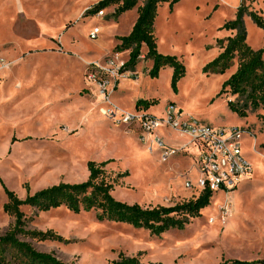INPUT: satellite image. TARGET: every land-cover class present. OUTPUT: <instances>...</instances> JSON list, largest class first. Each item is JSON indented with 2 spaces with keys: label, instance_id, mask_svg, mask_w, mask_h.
<instances>
[{
  "label": "rangeland",
  "instance_id": "obj_1",
  "mask_svg": "<svg viewBox=\"0 0 264 264\" xmlns=\"http://www.w3.org/2000/svg\"><path fill=\"white\" fill-rule=\"evenodd\" d=\"M99 0H0V234L14 225L3 210L4 187L22 199L27 194L60 182H82L89 176L88 162L107 161L105 170L115 198L144 207L173 206L198 197L185 188L193 182L194 160L184 155L161 160L139 139L132 126L108 119L104 97L87 80V64L116 57L126 61L129 50L116 52L117 36L127 35L137 7L114 18L115 6L103 14H87ZM264 16V0H181L163 3L155 21L157 49L181 61L186 73L172 88L173 68L148 75L152 60L141 56L134 71L119 80L111 102L123 111L136 112L135 98L156 99L149 112L161 116L169 101L186 114L213 126L248 129L241 139L243 154L252 166L251 178L230 194L213 195L183 229L160 235L130 224L100 221L95 210L74 213L65 207L33 212L24 207L27 229L52 230L64 241L38 242L71 264H111L120 253L137 256L142 264H219L222 260L264 259V106L249 108L246 117L218 95L237 63L224 73L205 67L221 52L219 40L230 31L221 26L235 19L240 7ZM246 41L264 45V29L243 15ZM96 38H91L94 28ZM241 103V102H240ZM170 145L183 138L160 130ZM195 155L196 150L190 149ZM229 206L223 218L221 208ZM213 218V222L210 219Z\"/></svg>",
  "mask_w": 264,
  "mask_h": 264
},
{
  "label": "trees",
  "instance_id": "obj_2",
  "mask_svg": "<svg viewBox=\"0 0 264 264\" xmlns=\"http://www.w3.org/2000/svg\"><path fill=\"white\" fill-rule=\"evenodd\" d=\"M181 0H99L87 14H96L107 7L115 6L114 18L137 7L135 22L127 35L117 36L119 43L116 52L129 50V58L122 70L134 71L141 56L143 46L146 57L152 60L148 71L151 77H157L160 70L169 65L173 68L172 88L177 92V84L184 77V64L176 56L165 55L157 49L155 21L158 7L169 3L171 7ZM247 13L255 24L264 29V16L240 7L235 19L226 21L221 28L230 34L219 40L221 52L205 67L208 73H224L236 61V70L225 80L218 95L225 92L237 96L229 101L230 107L240 116L246 117L249 108L254 110L264 106V45L253 48L246 41L247 31L243 15ZM241 102V103H240ZM158 104L156 99L141 98L136 102V109L148 110ZM107 161L88 162L89 176L82 182H60L40 189L33 194L20 198L15 191L4 187L6 201L3 210L14 218V225L4 234H0V264H71L58 258L53 252L36 249L28 239L38 242L64 241L65 238L52 230L27 229V222L32 220L24 207L33 212H47L65 207L80 213L95 210L100 221H114L130 224L135 228H144L152 234L160 235L170 229H183L193 218L201 215V210L209 206L212 192L201 191L198 197L177 203L173 206L157 205L144 207L139 203L118 200L112 194L113 184L105 170ZM111 264H142L137 256L123 253ZM162 264V263H150ZM219 264H264V259L222 260Z\"/></svg>",
  "mask_w": 264,
  "mask_h": 264
},
{
  "label": "built area",
  "instance_id": "obj_3",
  "mask_svg": "<svg viewBox=\"0 0 264 264\" xmlns=\"http://www.w3.org/2000/svg\"><path fill=\"white\" fill-rule=\"evenodd\" d=\"M98 13L103 14V10ZM98 33L99 28L95 27L91 38H96ZM124 63L125 61L116 56L87 64V80L96 84L99 94L104 97L105 107L101 111L115 124L132 126L150 152L155 144L161 151L163 162L195 149L196 154H191L194 160L191 169H197L199 175L194 182L190 176L187 177L185 188L198 195L205 189L210 190L213 195L230 194L251 176L252 166L243 154L240 144L244 135L249 133L248 129L206 124L198 118L184 114L172 101L165 104V112L161 116L146 109L123 111L113 105L112 93L119 80L129 71L122 70ZM162 128L184 141L176 145L168 144L161 137ZM221 211L224 218L229 214L230 208L224 205ZM210 222H213V218Z\"/></svg>",
  "mask_w": 264,
  "mask_h": 264
},
{
  "label": "crops",
  "instance_id": "obj_4",
  "mask_svg": "<svg viewBox=\"0 0 264 264\" xmlns=\"http://www.w3.org/2000/svg\"><path fill=\"white\" fill-rule=\"evenodd\" d=\"M133 24H134V22H133ZM133 24H131V26H130V28H129V32L131 31ZM129 32H128V33H129ZM128 33H127V34H128ZM139 99H141V98H138V99L135 98V108H136V102H137ZM147 99H148V98H147ZM151 107H152V106H151ZM174 145H175V144H174ZM182 155H184V157H186V158H188V157H189V158H191V157L193 158V156L190 154V152H186V153H184V154H181V155H179V157H181ZM250 178H251V176H250L248 179H250ZM246 180H247V179H246Z\"/></svg>",
  "mask_w": 264,
  "mask_h": 264
}]
</instances>
